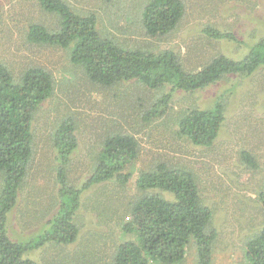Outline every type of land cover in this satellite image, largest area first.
<instances>
[{
	"label": "trees",
	"instance_id": "16d2710c",
	"mask_svg": "<svg viewBox=\"0 0 264 264\" xmlns=\"http://www.w3.org/2000/svg\"><path fill=\"white\" fill-rule=\"evenodd\" d=\"M110 1L90 0L88 3L94 6L86 11L77 6L79 0H35L48 21L29 24L25 40L67 52L66 59L78 68L77 77L84 86L76 92L70 90L75 99L93 84L122 91L119 85L136 81L155 91L154 102L144 104L137 118L142 126L155 120L167 121L166 125L171 124V135L185 137L195 146H211L224 120L222 103L217 101L208 109L181 108L178 115L168 112V102L175 92H194L224 75H250L264 66V37L246 43L247 51L241 59L220 53L202 67L189 68L172 49L152 51L135 44L126 27L120 28L122 35L118 37L106 28L99 29L98 14L108 12L105 2ZM184 14V0H143L139 20L147 36L159 39L170 34ZM202 33L214 39L237 40L232 32L215 27L206 26ZM8 68L0 60V264H39L30 253L44 245L63 254L49 261L50 264H173L184 259L186 246L190 244L196 246L195 264H212L218 231L212 226L213 211L203 203L191 170L162 158L161 153H153L150 160L143 159L142 145L133 134L109 129L103 135L92 132L94 140L100 139V148L87 176L81 179L73 168H68L78 142L77 117L67 110L58 115L49 134L55 151L54 163L44 162L37 168L38 148L32 122L41 105L52 96L54 78L43 65L28 64L16 74ZM107 123L110 124L108 120ZM240 157L248 167L258 168L249 151L242 150ZM138 162L143 165L138 166ZM134 174L135 186L141 194L136 198L130 196L121 217L116 218L121 234H114L111 249L100 251L93 240L85 248L79 246L71 253L66 250L79 235L76 214L89 202L82 193L102 182H114V186L103 190L104 197L94 193L92 201L98 221L106 224L117 212L111 203L121 198L117 195L119 187L127 184ZM32 185L34 193L22 196L21 192ZM46 187L51 191L43 200ZM256 200L264 209V179ZM96 201L100 202L98 207L94 205ZM19 204L21 228L31 226L30 222L44 221L33 234H21L7 224L8 213ZM126 235L128 238L124 239ZM242 236L241 264H264V221ZM88 251L97 253L91 256Z\"/></svg>",
	"mask_w": 264,
	"mask_h": 264
},
{
	"label": "rangeland",
	"instance_id": "374dc122",
	"mask_svg": "<svg viewBox=\"0 0 264 264\" xmlns=\"http://www.w3.org/2000/svg\"><path fill=\"white\" fill-rule=\"evenodd\" d=\"M34 1L0 0V60L6 63L13 74L28 64H38L47 67L54 78L53 94L41 105L32 122L33 139L38 148L35 166L38 168L40 164L50 161L54 163L52 159L55 151L49 142V134L59 119L58 115L65 110L77 117L75 133L78 146L70 158L68 168H73L77 175H81V179L91 169L100 148V139L94 140L93 131L99 135L109 129L133 134L142 145L143 159L150 160L153 153H161L162 158L179 162L195 174L202 201L213 211L212 226L218 231L212 249V264H241V236L260 227L264 221V209L256 200L257 190L264 179V66L250 75H224L213 84L194 92H175L168 102L170 114L179 115L181 108L197 106L208 109L217 101L222 103L224 120L214 143L208 147L195 146L185 137L179 139L171 135V124L166 125L167 121L155 120L141 125L137 118L142 106L147 105V102H154L155 95V91L145 88L144 84L126 82L119 85L122 91L116 87L110 89L93 84L86 87L81 97L75 99L70 90L75 89L76 92L84 86L77 77L78 68L66 59L67 52L55 46H40L25 40L29 24L48 21L47 15ZM89 1L79 0L77 6L87 11L98 2L91 0L94 3H88ZM142 2L143 0L105 2L108 12L100 16L98 14V28H106L118 37L122 35L120 28L126 27L128 36L135 44L152 51L172 49L183 58V64L189 68L202 67L207 60L220 53L232 59H241L247 51L246 43L256 42L264 37V0H184V16L170 34L159 39L147 36L142 28L139 20ZM105 3L103 2L104 5ZM97 7L100 12L99 3ZM206 26L232 32L237 40L206 36L202 33ZM242 150H247L254 156L258 168L252 169L241 160ZM141 164L137 163L138 166ZM135 177L134 174L127 184L119 187L117 195L121 198L111 203L117 212L106 224L98 221L92 201L94 193L104 197L106 191L103 190L114 186V182H102L82 193L89 202H85L76 214L79 235L74 243L66 246V250L71 253L79 246L85 248L93 240L100 251L104 248L111 249L115 244L112 242L113 238L121 234L116 226V218L118 220L121 217L124 204L130 196H139ZM40 186L43 187L44 183ZM32 187L33 185L28 186L21 195H32ZM44 191L43 200L51 189L46 187ZM163 193L170 197L168 193ZM102 197L99 198L103 199ZM99 204V201L94 203L96 207ZM20 205L8 213L7 224L21 234H33L44 221L30 222L31 226L21 228L19 221L23 220ZM126 238L128 235L124 236ZM47 248L44 245L33 250L30 255L39 264H50L49 261L63 255L56 248ZM46 249L47 252H44ZM96 253L88 251L91 256ZM195 262L196 246L190 244L186 246L184 259L173 264Z\"/></svg>",
	"mask_w": 264,
	"mask_h": 264
},
{
	"label": "clouds",
	"instance_id": "9594fccd",
	"mask_svg": "<svg viewBox=\"0 0 264 264\" xmlns=\"http://www.w3.org/2000/svg\"><path fill=\"white\" fill-rule=\"evenodd\" d=\"M144 30V29H143ZM204 109V108H203ZM206 109V108H205ZM195 264V263H194Z\"/></svg>",
	"mask_w": 264,
	"mask_h": 264
}]
</instances>
